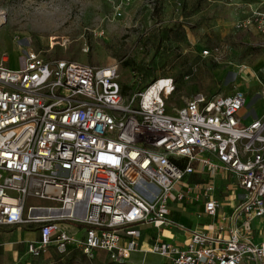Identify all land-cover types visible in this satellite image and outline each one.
I'll return each mask as SVG.
<instances>
[{
	"label": "built area",
	"instance_id": "built-area-1",
	"mask_svg": "<svg viewBox=\"0 0 264 264\" xmlns=\"http://www.w3.org/2000/svg\"><path fill=\"white\" fill-rule=\"evenodd\" d=\"M254 26L264 34L263 13L251 11L234 28ZM22 62L12 70L0 56V227L37 229L26 255L77 247L113 262L149 252L165 264H264V82L256 78L263 112L244 124L242 90L197 93L169 109V77L125 98L117 65L46 61L33 50ZM192 176L207 180L190 184ZM219 176L232 179L225 215ZM188 200L203 202L200 215L215 219L218 236L171 217L170 205ZM144 227L175 229L188 241L157 234L142 250Z\"/></svg>",
	"mask_w": 264,
	"mask_h": 264
},
{
	"label": "rangeland",
	"instance_id": "rangeland-1",
	"mask_svg": "<svg viewBox=\"0 0 264 264\" xmlns=\"http://www.w3.org/2000/svg\"><path fill=\"white\" fill-rule=\"evenodd\" d=\"M251 11L264 14V0H0V56H9L12 70L22 67L26 50L38 52L46 61L117 65L125 98L169 77L176 87L167 100L169 109L181 107L197 93L228 95L240 89L247 99L239 116H246L242 122L247 124L263 112V103L254 101L256 77L264 79V34L255 26L236 30L234 25ZM202 24L208 30L203 34L199 31ZM211 26L217 27V34ZM215 48L218 51L213 53ZM204 50L210 56H203ZM238 66L245 67L242 74L236 73ZM199 180L192 176L188 183ZM231 182L230 178L222 184ZM172 211L175 218L182 219L175 205ZM19 231L12 237L20 243L12 246L19 250L18 259L12 261L11 251L2 246L0 264L165 263L149 252L136 253L128 262H113L103 251L87 256L77 247L62 254L50 249L34 259L25 255V244L19 241L32 240L37 229L27 226ZM157 232L148 230L143 242L149 244ZM158 233L166 239L173 237L171 231Z\"/></svg>",
	"mask_w": 264,
	"mask_h": 264
},
{
	"label": "crops",
	"instance_id": "crops-1",
	"mask_svg": "<svg viewBox=\"0 0 264 264\" xmlns=\"http://www.w3.org/2000/svg\"><path fill=\"white\" fill-rule=\"evenodd\" d=\"M209 28L211 30H215L216 34L218 33L217 27L213 29V27L211 26ZM199 31L202 34H203V32H205V33L208 32L207 27H205L203 24L200 25ZM260 82L263 83L264 79L260 80ZM257 88L259 90V82L258 81H257ZM238 90H240V89H238ZM256 97L257 98L254 102H257L258 100H260V102L262 103L261 99L257 96V93H256ZM254 117H256V115H254L252 117V119ZM194 177L201 179V180L197 181L196 183L204 182L205 180H207L206 176H194ZM227 179L230 181L229 177L219 176L218 179L215 181L216 188H217L216 196L220 199V201H222V208L218 210L219 215H223V214L225 215V214H228L230 212L228 196L231 194V192H230L231 191V185H230V183H228L226 185L222 184V182L224 180H227ZM231 181H232V179H231ZM231 184H232V182H231ZM174 205H175L174 203H173V205L172 204L170 205V211H171V217L177 223L183 225L186 229H188L190 231H197V232L208 233V234H211L214 236H218V234L215 232L216 226H217V222H215V219L207 217L209 220L206 222H203V221L200 222V221L196 220L197 218L199 219L200 217L204 216V215H200L202 213V209H203V202L202 201L193 204L191 201L188 200L183 204L182 207H177L175 205V209L181 213V217H182L181 220H180V217H179V219H177L178 216L176 218L174 217V214L172 211ZM192 213L197 215V218L193 217ZM198 215H200V216H198ZM204 217H206V216H204ZM189 218H190V220H189ZM150 229H152V228L144 227V229H143V235H142V238L140 240L142 250H144L143 247L146 246L149 248L153 244L154 238L157 234H159V236L162 240H164L166 242L174 243V244L179 245V246H184L188 241V234L182 233V232L175 230V229H172V230H162V231H171L173 233V237L171 239H166L165 237L161 236L160 233L157 232L156 234H154L151 237L150 243L145 244L142 239H143L144 235L146 234V232ZM5 230L6 231L9 230V231H11V233L8 235L7 233H5ZM19 230H20V227H0V248L2 246H4V247H6L5 250L11 251L9 258H11L12 261H15L16 259H18V251L19 250L17 247H15L16 249H14L12 246L14 244H20V243H18L14 239H12V237L14 236V234L21 232ZM152 230H154V229H152ZM4 234H6L7 236L4 237ZM27 241H31V240H21L19 242H22L21 244H25V247H26ZM25 247H24V249H25ZM1 250L2 249H0V252H1ZM25 255H26V253H25Z\"/></svg>",
	"mask_w": 264,
	"mask_h": 264
},
{
	"label": "bare ground",
	"instance_id": "bare-ground-1",
	"mask_svg": "<svg viewBox=\"0 0 264 264\" xmlns=\"http://www.w3.org/2000/svg\"><path fill=\"white\" fill-rule=\"evenodd\" d=\"M1 20H3L2 14H0Z\"/></svg>",
	"mask_w": 264,
	"mask_h": 264
}]
</instances>
